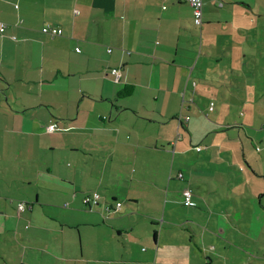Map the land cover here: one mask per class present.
<instances>
[{"label": "crops", "instance_id": "crops-1", "mask_svg": "<svg viewBox=\"0 0 264 264\" xmlns=\"http://www.w3.org/2000/svg\"><path fill=\"white\" fill-rule=\"evenodd\" d=\"M190 5L0 0V264H213L208 255L196 261L199 229L210 242L219 230L264 236V172L241 135L249 115L209 125L204 145H194L184 104L200 86L223 101L261 97L264 0H206L201 27ZM53 123L62 130L48 132ZM194 146L207 163H186ZM230 155L217 181L209 164ZM198 167L204 177L192 174ZM185 189L199 199L191 207ZM95 191L102 199L90 210L83 199ZM22 202L31 209L19 216Z\"/></svg>", "mask_w": 264, "mask_h": 264}, {"label": "rangeland", "instance_id": "rangeland-1", "mask_svg": "<svg viewBox=\"0 0 264 264\" xmlns=\"http://www.w3.org/2000/svg\"><path fill=\"white\" fill-rule=\"evenodd\" d=\"M264 63V60L262 61ZM259 78L261 79V88L262 90L260 91V98H253L252 101L246 103L245 102H236L234 99H228L227 101H223L221 97H219L218 90L213 89V94L214 96L212 97L211 94H204L203 91L204 88L202 86L199 87L197 91V98L195 100V103H192L189 98L186 99V102L184 101L185 110L192 119V126L191 130L195 134V137L197 141H195L194 145H204V142L206 141V135H207V128L209 125L210 131H214L216 127L224 128L226 127V124L229 122H232L233 124L237 123H243L242 115H249L246 116V119L249 120V127H246L245 130H241V135L243 137V140L245 142V146L248 148V153L250 156V160L252 161L253 165L256 166L257 169L260 171L264 172V72H260ZM204 91L210 92V89H205ZM221 92V91H219ZM218 94V95H217ZM216 95L218 97H216ZM212 97V98H211ZM211 103H213L214 106V111L209 112V109L211 107ZM191 106L193 107V111H187V108ZM226 118V119H224ZM230 118V119H229ZM212 137L211 139L218 138V133H212L210 134ZM250 138H252L255 143L252 145V142L250 141ZM219 141L218 143H220ZM210 143V142H207ZM223 147H226V144H222ZM229 146V144H227ZM232 146V145H231ZM192 152L190 153L189 156H186V163L194 167L199 161L202 162L204 161L207 163V160H205L206 153H199L196 151L197 148L192 147ZM216 150L213 153V158L217 157L216 156ZM178 158V157H177ZM220 158V157H219ZM224 158V157H223ZM228 159H222V160H217L220 162V164L217 165V163H211L209 164V167L212 168V172L216 174L217 176V181H219V178L221 177V173H224L228 169V162L227 161H232L233 163L235 160H232V155L230 157H227ZM231 160H230V159ZM216 158L214 159L215 162ZM181 162L180 164L183 165V160L179 161ZM238 162L243 165V167L248 171L251 172V169L248 168L247 163L243 159V154L240 156ZM245 162V163H244ZM208 170L205 173H209L210 170ZM241 166L234 167L235 171L240 172ZM201 168L198 167L195 169V171L192 172L196 177H204L205 175L200 174ZM188 174V173H187ZM186 174V175H187ZM191 174V175H192ZM236 174V172L234 173ZM190 176V175H187ZM216 181V185H218V182ZM218 187V186H217ZM216 187V188H217ZM222 197L218 204L221 205H228L230 203V200H228V195L227 192L229 191L227 185L220 187ZM194 199V197H193ZM196 198V202L199 201V199ZM213 200V198H212ZM213 205V208L215 206L217 207V204L215 203V200L211 203ZM194 207H196L193 204ZM185 209V208H184ZM206 211L209 212L207 216L210 217L211 211L209 208H205ZM183 214L180 213V217ZM207 217V219L209 218ZM193 218V216L191 217ZM191 218L186 219L183 218L182 221L186 225H190L187 223L188 220H191ZM206 218V217H205ZM228 217L224 218L225 220ZM198 218H195V220ZM196 223L197 220L195 221ZM206 223V220H205ZM204 226L205 225H201ZM227 227V226H226ZM228 228V227H227ZM226 228V230H227ZM219 235L211 234L210 240L211 242L206 239L203 240V236L200 235V229L197 231V242H199V245L201 246V252L200 250L195 246L194 251L196 252L195 258L197 261V256L199 255L203 260L207 259L206 255H208L210 258L212 257L214 259L213 264H264V259H259L257 256H260L261 258L264 257V236L261 237L260 234H257L255 237H251V239H245L243 236L233 233H229L225 231H218ZM187 236L190 238V234H187ZM218 236V237H217ZM253 239V240H252ZM195 245V244H194ZM261 246L260 251L259 249ZM245 248L247 250L248 254H245L240 249ZM209 258V259H210ZM208 260V259H207ZM211 261V260H209Z\"/></svg>", "mask_w": 264, "mask_h": 264}, {"label": "built area", "instance_id": "built-area-1", "mask_svg": "<svg viewBox=\"0 0 264 264\" xmlns=\"http://www.w3.org/2000/svg\"><path fill=\"white\" fill-rule=\"evenodd\" d=\"M179 1V0H178ZM188 2L191 4L190 6L193 9V13H194V17H195V24L198 27H201L203 24V6L205 5L206 0H188ZM7 30V25L4 22H0V34L3 35L5 33V31ZM43 34L46 35H50V36H61L63 34V30L59 29V28H55V27H46L43 29L42 31ZM111 50H109L110 52ZM77 52H80V49H77ZM112 74L116 77L115 78V82H119V79L121 78V74H120V70L118 69H113L112 70ZM214 104L211 105L209 112H213L214 111ZM180 123L183 124V122H189L190 118L188 116H184L179 118ZM48 132L50 133H55L57 131H61L62 128L60 127V125L58 123H54V124H50L47 127ZM198 151H201L202 148L198 147L197 148ZM180 177H182V174L180 175ZM183 197H184V205L186 207H191L192 202H193V193L191 190L189 189H185L183 191ZM101 199V195L93 192L89 195H87L84 199H83V203L85 206L87 207H93V206H97L99 204V201ZM67 207V205H66ZM122 207V203H117L116 204V209L117 210H121ZM31 209V206H29L28 204L22 202L18 204V215L20 216L22 213L28 211Z\"/></svg>", "mask_w": 264, "mask_h": 264}, {"label": "trees", "instance_id": "trees-1", "mask_svg": "<svg viewBox=\"0 0 264 264\" xmlns=\"http://www.w3.org/2000/svg\"><path fill=\"white\" fill-rule=\"evenodd\" d=\"M131 91H132V90H131L129 87H128V88H125V90H124V93H123V94H125V95L127 94V95H128V94H130V93H131ZM53 124H54V123H53ZM95 192H96V191H95ZM98 194H99V193H98ZM101 199H102V197H101ZM101 199H100V200H101ZM116 204H117V203H116ZM116 204H115V206H114V207H113V205L111 206V207H113L115 210H117V209H116ZM98 206H100V201H99V204H98L96 207H95V206H93V207H90V208H89V207H87V206H86V207H87V208H89L90 210H93V209H94V207H95V208H97ZM107 209H108V210H110V211H111V210H113V209H111V208H110V206H107ZM117 211H118V210H117Z\"/></svg>", "mask_w": 264, "mask_h": 264}]
</instances>
